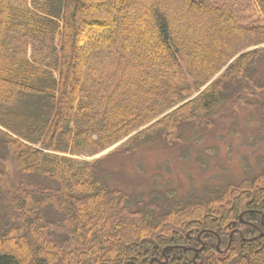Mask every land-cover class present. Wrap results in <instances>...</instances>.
<instances>
[{
	"label": "trees",
	"instance_id": "trees-1",
	"mask_svg": "<svg viewBox=\"0 0 264 264\" xmlns=\"http://www.w3.org/2000/svg\"><path fill=\"white\" fill-rule=\"evenodd\" d=\"M235 1L0 0V264H150L168 246L166 264H193L173 249L194 229L264 214V171L189 203L162 175L120 177L142 147L189 149L237 107L264 120V0ZM260 239L201 259L264 264Z\"/></svg>",
	"mask_w": 264,
	"mask_h": 264
},
{
	"label": "rangeland",
	"instance_id": "rangeland-1",
	"mask_svg": "<svg viewBox=\"0 0 264 264\" xmlns=\"http://www.w3.org/2000/svg\"><path fill=\"white\" fill-rule=\"evenodd\" d=\"M235 3L246 9L243 0ZM123 11L124 8L114 13L113 19L117 20ZM97 30L106 31L108 25L98 26L90 34ZM258 74L264 78V64L258 68ZM262 131L264 120L258 116V111L240 106L215 128L209 131L201 129L198 136L191 132L189 149L186 143L173 147L159 144L142 147L139 152L125 158V174L120 177H123L126 187H131L137 178H142L149 185L153 175H162L157 185L164 192H172L169 203H186L194 199L199 202L209 192L221 190L223 194L231 184L238 187L251 176H258L257 171L264 169V163L257 164L258 160L264 161ZM199 136L202 139L195 142ZM107 151L91 157L82 155L80 159L94 160ZM16 246L21 248L22 244L16 242Z\"/></svg>",
	"mask_w": 264,
	"mask_h": 264
},
{
	"label": "bare ground",
	"instance_id": "bare-ground-1",
	"mask_svg": "<svg viewBox=\"0 0 264 264\" xmlns=\"http://www.w3.org/2000/svg\"><path fill=\"white\" fill-rule=\"evenodd\" d=\"M47 153H53V150L51 148H47ZM256 187L258 185H264V179H262L261 181H259L257 184H255ZM230 186H234V185H230ZM231 220L228 219L226 221V223H229ZM194 232L198 233L199 235H201V237H203L205 239V241H207L210 245V248L213 250L215 249V257L218 259H221L220 255H218L216 253V250L220 249V250H227L229 247L231 248V240L229 239V237L224 234L221 230H216L213 231L211 229H209L208 227H204L203 229H194ZM240 235L245 238L247 241L249 242H255V241H260V238L264 237V232L260 230L259 233L256 232V227L253 229H241L239 230ZM192 249L189 246H176L175 249H173L174 253H179V254H185L187 256V252L186 251H190L189 253V257H187V259L189 260L190 256L192 254H196L197 251L193 250L194 253H192L191 251ZM206 255V254H203ZM201 255V256H203ZM193 258H190V261ZM203 262L205 261L204 258ZM153 261V264H166L168 262V257L165 255L164 252H162V254L159 256H154L151 258L150 263ZM203 262H200L198 264H203Z\"/></svg>",
	"mask_w": 264,
	"mask_h": 264
},
{
	"label": "flooded vegetation",
	"instance_id": "flooded-vegetation-1",
	"mask_svg": "<svg viewBox=\"0 0 264 264\" xmlns=\"http://www.w3.org/2000/svg\"><path fill=\"white\" fill-rule=\"evenodd\" d=\"M247 212L256 213V214L260 213V215H261V223H259V221L257 219L255 221H253V222L245 220L244 215ZM240 224H243L245 226H251L253 228L256 227L257 233H259L260 230L264 232V214H263L262 211L244 210V211H242L240 213V215H238L237 219H231V221L225 225L224 232L228 235V237L231 240L232 244H233V241H234V237L236 235H238L242 241L249 242V241H247L245 238H243L240 235V233H239V230H241ZM211 230H212V232L214 231L213 229H211ZM187 237L191 241L194 240V238L190 235V231L187 232ZM196 240H197L198 244L190 243L188 245L192 249L191 250L192 253H194L193 250L197 251V253L195 255L192 254L190 256V258H193V259L190 261V258H189L188 263L198 264L200 262H203V259H201V255L202 254H206V246H207L208 242L205 241V239L203 237H201V235H199L198 233H196ZM232 244H231V247H232ZM167 249H170V246H168V247L163 249V252L165 253V255H166V250ZM230 249L231 248L229 247L227 250H223V251L220 250V249L219 250L222 251L221 254H225V253H229Z\"/></svg>",
	"mask_w": 264,
	"mask_h": 264
},
{
	"label": "water",
	"instance_id": "water-1",
	"mask_svg": "<svg viewBox=\"0 0 264 264\" xmlns=\"http://www.w3.org/2000/svg\"><path fill=\"white\" fill-rule=\"evenodd\" d=\"M150 264H153V261Z\"/></svg>",
	"mask_w": 264,
	"mask_h": 264
}]
</instances>
